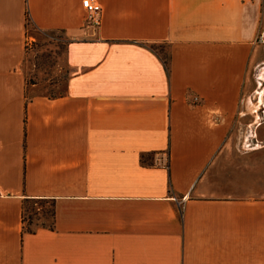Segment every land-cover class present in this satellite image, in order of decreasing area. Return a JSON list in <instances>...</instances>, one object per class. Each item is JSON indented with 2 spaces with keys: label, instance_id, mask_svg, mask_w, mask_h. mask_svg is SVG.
<instances>
[{
  "label": "crops",
  "instance_id": "0c3cea01",
  "mask_svg": "<svg viewBox=\"0 0 264 264\" xmlns=\"http://www.w3.org/2000/svg\"><path fill=\"white\" fill-rule=\"evenodd\" d=\"M97 1L91 28L83 0H0V264H264V196L220 172L258 3ZM27 14L68 38L58 95L26 100Z\"/></svg>",
  "mask_w": 264,
  "mask_h": 264
},
{
  "label": "rangeland",
  "instance_id": "374dc122",
  "mask_svg": "<svg viewBox=\"0 0 264 264\" xmlns=\"http://www.w3.org/2000/svg\"><path fill=\"white\" fill-rule=\"evenodd\" d=\"M252 1L258 3L260 10L254 38L257 49L222 149L229 151L220 172L226 176V169H235L227 185L242 191H258L264 196V42L258 40V35L264 29V0ZM27 27L36 40L27 50L29 69L26 93L28 96L43 93L58 95L64 91L67 78L65 51L68 38L59 31L36 30L31 23ZM156 49L163 51L162 48ZM32 207L39 216V222L50 223L49 200H39ZM26 214H30V211Z\"/></svg>",
  "mask_w": 264,
  "mask_h": 264
},
{
  "label": "trees",
  "instance_id": "16d2710c",
  "mask_svg": "<svg viewBox=\"0 0 264 264\" xmlns=\"http://www.w3.org/2000/svg\"><path fill=\"white\" fill-rule=\"evenodd\" d=\"M30 22V18L27 14V18H26V25H28ZM30 98V96L27 95L26 93V100H28ZM141 162L149 164V159L151 158L150 154H141ZM39 200H47V199H43V198H24L23 202H22V231L23 232H34L36 230L37 227H49L52 228L53 225V202L51 200L50 204H51V210H50V218L51 221L49 224H46L45 221H41L39 222V216H37L35 214V212L33 211V207L32 204L36 203ZM30 211V214H26V212ZM44 215V213H43Z\"/></svg>",
  "mask_w": 264,
  "mask_h": 264
},
{
  "label": "built area",
  "instance_id": "2783aa9c",
  "mask_svg": "<svg viewBox=\"0 0 264 264\" xmlns=\"http://www.w3.org/2000/svg\"><path fill=\"white\" fill-rule=\"evenodd\" d=\"M84 6H85V18L84 23L91 28H97L100 25L101 22V16H102V7L101 4L97 0H83ZM259 42H264V29L261 30L260 34L258 35ZM34 42V39L28 36L25 39V48L28 50L32 47V44ZM194 101H198L197 96L193 97ZM157 163L159 164H165L162 160L159 158L156 159Z\"/></svg>",
  "mask_w": 264,
  "mask_h": 264
}]
</instances>
